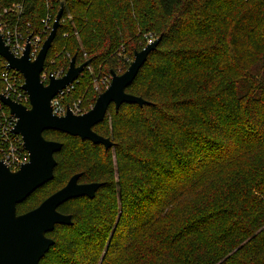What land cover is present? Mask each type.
I'll return each instance as SVG.
<instances>
[{"label": "trees", "instance_id": "obj_1", "mask_svg": "<svg viewBox=\"0 0 264 264\" xmlns=\"http://www.w3.org/2000/svg\"><path fill=\"white\" fill-rule=\"evenodd\" d=\"M62 1L77 33L61 24L49 52L63 44L77 65L86 50L110 73L122 56L128 69L144 28L163 38L127 89L148 104L112 105L94 128L112 149L44 133L63 144L54 178L18 214L63 171L103 185L59 208L73 225L47 235L40 264H264V0H21L20 28L37 33ZM84 72L59 99L89 83Z\"/></svg>", "mask_w": 264, "mask_h": 264}, {"label": "water", "instance_id": "obj_2", "mask_svg": "<svg viewBox=\"0 0 264 264\" xmlns=\"http://www.w3.org/2000/svg\"><path fill=\"white\" fill-rule=\"evenodd\" d=\"M64 10L65 3L62 2L52 31L35 60L31 58L29 42L24 55L17 57L0 34V56L7 62L9 69L23 76V90L29 98V106H26L0 94L1 102L17 118L13 132L23 138L29 153V161L15 172L0 162V264H40L55 244L47 235L58 225H73L72 215L60 212L59 208L73 199H94L103 185L98 182L81 183V173L75 174L66 186L49 196L37 208L18 214V206L54 178L57 166L55 155L62 150L63 144L47 140L44 133L59 131L102 145L108 151L114 147V142L98 134L94 128L104 122L110 107L114 105L115 111L119 112L123 104H137L141 107L148 104L142 97L128 93L127 89L137 78L150 54L157 50L163 35L136 51L134 60L123 74L112 71L110 86L98 96L88 112L77 115L68 107L64 116L54 114L53 100L78 81L90 64L87 61L77 65L74 56L64 76H50L48 84L42 79Z\"/></svg>", "mask_w": 264, "mask_h": 264}, {"label": "rangeland", "instance_id": "obj_3", "mask_svg": "<svg viewBox=\"0 0 264 264\" xmlns=\"http://www.w3.org/2000/svg\"><path fill=\"white\" fill-rule=\"evenodd\" d=\"M19 3H21V0H16V1H13L9 7L4 8L5 10L7 9V11L9 12L8 16L18 15V11L16 10V8ZM60 8H61V4L54 6L53 9L49 10L46 13L45 17L42 20L41 28L37 32V35H39L38 36L39 41L41 40L40 41L41 46H43L48 36L50 35L52 28H53V24L55 22L56 16ZM2 13L5 14L4 11ZM235 17L238 18V14H236ZM152 20L154 21V17L152 18ZM43 21H46V23H44ZM169 21L170 19L162 20L161 22L167 23ZM61 24H70L71 27L74 28V31H75L74 35L77 33L75 29L76 27L74 24V18L72 14L69 13L68 17L63 18L61 20ZM142 32L143 33L140 35V38L142 39L141 41L142 43H141V47L138 48L139 51L142 50L147 44L152 42L154 39H156L157 33H158V32L155 33L154 30L150 27L144 28ZM63 37L66 38L67 34H64ZM49 53L50 54L48 55H50V57L48 58V67L46 68V71H44V73L46 75H49L51 74L50 72H52L54 75L58 76V78L64 76L69 69V64L66 68L65 62L68 61V63H70L72 59V56L68 53L66 49V46H64L63 44L54 45L53 50ZM121 59L123 60V63H122L123 67L120 70L116 71L117 74H123L127 70L125 62L130 63V60H128L124 56H122ZM61 61H63L64 64H60ZM87 61H90V64L88 65L84 73L86 75V78L88 77L90 78L89 83L86 86H82L81 84L79 86L78 93L76 94L69 93L65 97L61 98L59 101L61 107L64 110L67 111V108L69 107L77 115H81L85 113L86 111L92 109L96 101L94 103H92L91 101L89 102L87 101L88 99L87 97L92 95L94 96V98L96 97L97 99L98 96L102 94L110 86L111 81H112V74L110 73L109 70H106V66H104V64H92L90 60V54L86 50H84L83 56H82V62L85 63ZM82 62H78V65L83 64ZM0 67H2V64H0ZM2 87H3V82L0 80V90L2 89ZM113 113H114V109H111V112L109 113V125L112 122V119L114 116ZM47 138L50 140L59 141V137L57 133H50ZM67 162L70 163L69 160ZM74 175H75L74 170L72 171L70 169L69 171H63L59 175V179L55 181L54 183L50 184L49 186H47L44 190H42V192L37 194L34 197V199L26 205L25 209L39 205L45 198H47L51 194L55 193L56 191L66 186L68 181ZM114 179H115L114 182L116 183L119 180L117 171H115ZM76 206L82 208L83 210L87 208V204H79ZM25 209L23 210L25 211ZM123 264H125V262ZM128 264H135L134 259L131 258Z\"/></svg>", "mask_w": 264, "mask_h": 264}, {"label": "built area", "instance_id": "obj_4", "mask_svg": "<svg viewBox=\"0 0 264 264\" xmlns=\"http://www.w3.org/2000/svg\"><path fill=\"white\" fill-rule=\"evenodd\" d=\"M16 10L18 15L8 16L7 9L3 10L5 14L0 12V34L4 36L5 42L10 46L12 52L21 57L26 51L28 42L31 46V58L35 60L39 52L42 49L39 38L36 32H29L27 29L22 30L19 26L21 20V14L23 12L22 4L17 5ZM46 23V21H43ZM29 38L30 41H29ZM6 62V61H5ZM58 76L53 73L46 75L43 71L42 79L45 84H48L49 77ZM0 80L3 82V87L0 94L11 98L17 103L29 106V98L27 93L23 90L24 78L23 76L8 68L7 62L3 70L0 71ZM73 89L71 85L62 94L57 96L53 102V112L58 116L66 114L60 105V99L63 94L70 92ZM17 123V118L10 113V110L0 100V162H3L12 171H17L20 167L29 161V153L25 149L23 138L20 135H16L13 131Z\"/></svg>", "mask_w": 264, "mask_h": 264}]
</instances>
